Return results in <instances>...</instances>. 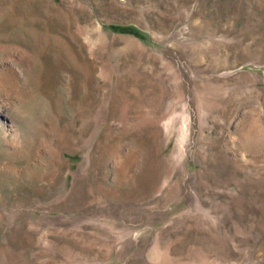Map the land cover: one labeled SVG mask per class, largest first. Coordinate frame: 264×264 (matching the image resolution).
Here are the masks:
<instances>
[{
	"label": "rangeland",
	"instance_id": "rangeland-1",
	"mask_svg": "<svg viewBox=\"0 0 264 264\" xmlns=\"http://www.w3.org/2000/svg\"><path fill=\"white\" fill-rule=\"evenodd\" d=\"M10 69L0 264H264V0H0Z\"/></svg>",
	"mask_w": 264,
	"mask_h": 264
},
{
	"label": "bare ground",
	"instance_id": "bare-ground-1",
	"mask_svg": "<svg viewBox=\"0 0 264 264\" xmlns=\"http://www.w3.org/2000/svg\"><path fill=\"white\" fill-rule=\"evenodd\" d=\"M3 76V77H2ZM16 76H17V74H15V72L12 70V69H10L9 70V73H6V74H1L0 75V82L2 81L3 82V87H2V85L0 86V92L3 94H5V93H7L6 91H7V89H8V85H11V83L9 84V80H11L12 78H16ZM12 86H13V83H12ZM11 86V87H12ZM7 88V89H6ZM11 88H9V90H10ZM9 90H8V92H9ZM14 90V89H13ZM11 91V92H13L14 93V91ZM16 90V89H15ZM15 94H17V90L15 91ZM6 95V94H5ZM7 96H9L8 94H7ZM5 109H9V110H11L14 114H15V117H18V118H20V113H22V109H24L23 107H22V105H18V103L17 104H15L14 102H12V101H10L9 103L7 102H5V103H3L2 105H0V115H3L4 114V111H5ZM31 111V110H30ZM11 114V113H10ZM23 114V113H22ZM12 126L13 127H16L17 128V130L18 131H20L19 129L21 128V126L20 125H10V128L12 129ZM24 130V129H23ZM17 138H18V134H16V135H14V137L12 138V140L13 141H16L17 142ZM19 138H20V136H19ZM9 138H8V136L6 135V133H5V128H3L2 126H1V124H0V145L2 144V142H4V141H6V140H8ZM23 139V138H22ZM21 139V140H22ZM10 141H11V139H10ZM8 143H10L9 141H8ZM4 144V143H3ZM0 149H2V148H0ZM4 153V152H3ZM2 157H3V154L1 153V151H0V163H2ZM6 157V156H5Z\"/></svg>",
	"mask_w": 264,
	"mask_h": 264
}]
</instances>
